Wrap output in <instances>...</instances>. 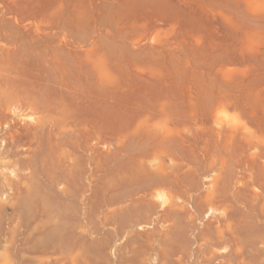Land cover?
I'll list each match as a JSON object with an SVG mask.
<instances>
[{"label": "rangeland", "instance_id": "obj_1", "mask_svg": "<svg viewBox=\"0 0 264 264\" xmlns=\"http://www.w3.org/2000/svg\"><path fill=\"white\" fill-rule=\"evenodd\" d=\"M0 46V264H264V0H0Z\"/></svg>", "mask_w": 264, "mask_h": 264}, {"label": "bare ground", "instance_id": "obj_2", "mask_svg": "<svg viewBox=\"0 0 264 264\" xmlns=\"http://www.w3.org/2000/svg\"><path fill=\"white\" fill-rule=\"evenodd\" d=\"M12 48H14V47H12ZM8 49H9V48H8ZM8 49H7V47L0 46V50H1L2 52H3V51H8ZM9 50H12L11 47H10ZM9 52H10V51H9ZM0 53H1V52H0ZM3 53H4V52H3ZM4 54H5V53H4ZM9 55H10V53H9ZM5 57H6V56H5ZM1 58H2V57H1ZM1 58H0V59H1ZM4 60H5V58H4ZM3 62H4V61H3ZM15 72H16V71H15ZM0 73H1V72H0ZM1 81H2V80H1ZM4 82H5V81H4ZM22 92H23V91H22ZM31 94H32V93H31ZM19 96H20V95H19ZM33 96H35V95H33ZM29 99H30V98H29ZM3 100H4V99H3ZM22 100H23V99H22ZM10 101H11V100H10ZM15 102H16V101H15ZM32 102H33V101H32ZM4 103H5V102H4ZM9 103H10V102H9ZM14 104H15V103H14ZM19 104H20V103H19ZM28 104H29V103H28ZM0 105H1V104H0ZM3 105H4V104H3ZM23 105H24V104H23ZM31 105H33V104H31ZM16 106H17V105L15 104L14 109L16 108ZM21 106H22V105H21ZM1 107H2V106H1ZM7 107H9V106H7ZM7 107H6V108H7ZM11 108H12V111H11V112H12V113H13V112L15 113V111L13 110V105H12ZM11 108H10V109H11ZM17 109H20V106H19V108H18V106H17ZM24 110H25V109H24ZM4 112H5V111H4ZM11 112H10V114H11ZM19 112H20V111H19ZM29 112H30V111H29ZM51 112H52V111H51ZM53 112H54V111H53ZM14 113H13V114H14ZM16 113H17V111H16ZM22 113H23V112H22ZM30 113H31V112H30ZM11 115H12V114H11ZM18 115H19V114H18ZM22 115H23V114H22ZM25 115H26V114H25ZM37 115H38V114H37ZM3 116H4V115H3ZM30 116H31V115H30ZM35 116H36V115H35ZM10 117H11V116H10ZM27 117H28V116H27ZM27 117H26V118H27ZM16 118L18 119V117H16ZM20 118H21V117H19V119H20ZM24 118H25V116H24ZM29 118H30V117H29ZM29 118H28V119H29ZM12 119H13V118H12ZM22 119H23V118H22ZM39 119H40V117H39ZM20 120H21V119H20ZM29 120H34V122H35V119H29ZM40 120H41V119H40ZM25 121H26V120H24V122H25ZM3 122H4V121H3ZM10 122H12V121H10ZM16 122H17V120H16ZM18 122H19V120H18ZM18 122H17V123H18ZM21 122H22V121H21ZM30 122H31V121H30ZM32 122H33V121H32ZM32 122H31V123H32ZM4 123H5V122H4ZM14 123H15V122H14ZM6 124H7V123H6ZM10 124H11V123H10ZM0 125H1V123H0ZM18 125H20V124H18ZM33 125H34V123H33ZM48 125H49V124H48ZM12 127H13V126H12ZM7 128H10V127H7ZM11 129H12V128H11ZM55 130H56V129H55ZM10 131H11V130H10ZM10 131H9V132H10ZM52 131H53V130H52ZM22 132H23V131H22ZM29 132H30V131H29ZM59 133H60V132H59ZM4 136H5V135H4ZM6 137H7V136H6ZM10 139H11V138H10ZM2 142H4V141H2ZM2 142H1V143H2ZM15 144H16V143H15ZM28 148H29V147H28ZM24 151H25V150H24ZM32 153H34V152H32ZM27 155H28V154H27ZM23 156H24V154H23ZM24 157H25V156H24ZM26 157H27V156H26ZM31 160H32V159H31ZM9 164H10V163H9ZM34 164H35V163H34ZM27 169H28V168H27ZM27 169H26V170H27ZM4 170H5V169H4ZM10 171H11V170H10ZM27 171H29V170H27ZM27 171H26V172H27ZM2 174H3V173H2ZM11 174H12V172H11ZM32 174H33V172H32ZM12 175H13V174H12ZM43 175H45V174H43ZM5 177H6V176H5ZM15 178H16V177H15ZM57 178H58V177H57ZM262 179H263V178H262ZM262 179H261V180H262ZM5 180H6V179H5ZM261 183H262V182H261ZM243 185H244V184H243ZM251 188H252V187H251ZM158 189H159V188H158ZM253 190H254V189H253ZM256 190H257V189H256ZM166 191H167V190H166ZM166 191H165V189H164V191H162L163 193H162V192H159V195H157V194H156V195H157V197H158V196H161L162 199H163L165 202L167 201V202L169 203L168 200H165V198H166V199H169V198H170V195L168 194V195H169V197H168V195L166 194ZM156 192L158 193V190H157ZM256 193H257V192H256ZM258 193H259V192H258ZM175 197H176V195H175ZM163 200H162V202H164ZM165 202H164V203H165ZM167 202H166V203H167ZM170 202H171V201H170ZM177 203H178V202H177ZM172 206H173V205H172ZM172 206H171V207H172ZM214 210H215V209H214ZM216 210H217V209H216Z\"/></svg>", "mask_w": 264, "mask_h": 264}]
</instances>
